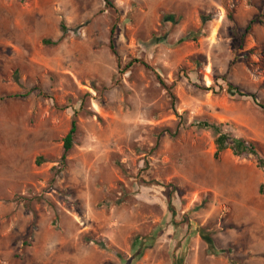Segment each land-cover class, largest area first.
<instances>
[{
  "label": "rangeland",
  "instance_id": "374dc122",
  "mask_svg": "<svg viewBox=\"0 0 264 264\" xmlns=\"http://www.w3.org/2000/svg\"><path fill=\"white\" fill-rule=\"evenodd\" d=\"M108 2L0 0V264H264L263 171L196 126L264 157V0Z\"/></svg>",
  "mask_w": 264,
  "mask_h": 264
},
{
  "label": "trees",
  "instance_id": "16d2710c",
  "mask_svg": "<svg viewBox=\"0 0 264 264\" xmlns=\"http://www.w3.org/2000/svg\"><path fill=\"white\" fill-rule=\"evenodd\" d=\"M106 3L108 0H104ZM110 3L108 2V5ZM170 16H166L167 20H172ZM254 18L251 19L248 24L241 29V34L244 37L246 34L250 32L251 27L253 24L256 22ZM113 33H114V27L111 29V37H110V50L116 60L119 61V55L117 54V51L115 49V44L113 40ZM184 38H188L190 40H195L196 36L192 35V32L189 33ZM50 44V43H49ZM55 44V43H51ZM161 84L166 88L167 92L169 95L172 97V92L169 87L165 86L163 81H160ZM32 90H27L24 94H15L12 97L14 98H25L29 94H31ZM243 95V94H242ZM247 96H250L254 103L258 105L260 108L264 109V104L259 102L257 100V97L254 94H246ZM196 126L201 129L209 130L215 135L214 139V145H215V152H214V157L218 159L221 155L222 152H224L226 149H229L233 156L239 157V158H246L248 156H255L256 157V167L259 169H262L263 174H264V157L259 156L256 150V147L254 143L247 141L241 137H232L229 135V133H226L223 131V124L221 123H216V122H210L208 120H201L196 123ZM77 133V120L76 117L74 116L70 122V128L66 135L63 138V153H62V160L65 159V156L67 153L72 149L74 139ZM41 158H39L36 162L37 164L41 163ZM258 191L261 195L264 196V181L263 183L260 184ZM216 226L213 223V221H209L208 224L205 226L199 227L198 233L200 238L207 244L208 250L213 252L214 249V238L213 236L217 233ZM153 235H148L146 237H136L132 241V249H135L139 247V252L135 254L136 258H140L143 254V251L149 242L153 241ZM150 245V244H149ZM148 246V245H147ZM116 255L121 256L120 253H116Z\"/></svg>",
  "mask_w": 264,
  "mask_h": 264
}]
</instances>
